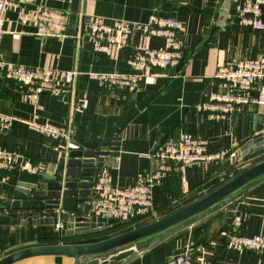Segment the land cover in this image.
<instances>
[{"label": "crops", "instance_id": "0c3cea01", "mask_svg": "<svg viewBox=\"0 0 264 264\" xmlns=\"http://www.w3.org/2000/svg\"><path fill=\"white\" fill-rule=\"evenodd\" d=\"M247 1L231 0L228 19L219 27L217 21L225 0H33L27 5L28 10H56L67 22L65 36L46 38H38L37 24L20 20L16 8H5L0 61L77 74L72 83L56 77L35 84L13 79L6 68L0 67V110L16 118L8 129H0V151L11 156L13 167L0 168V260L32 247L92 244L113 238L198 202L264 161V151L233 161L235 153L264 132V106H246L230 118L200 109L207 96L218 90L215 75L221 65L264 58V30L241 22V8ZM153 16L183 23V60L177 67L151 69L135 92L105 89L89 79L91 72L130 73L131 58L146 48H166L162 38L133 32L124 46H114L110 54L96 53L94 32L89 27L94 18L145 24ZM145 99L149 103L120 131L128 134L119 141L118 157L112 167L104 168L99 180L109 174L113 188L127 189L158 167L155 154L161 147L185 133L207 139L211 151L226 150L231 155L217 162L175 168L162 185L153 188L154 207L148 218L107 222L94 217V222L110 227L120 224L96 235L66 238L70 231L63 224L60 238L56 224L31 222L18 217L26 214L24 211L5 210L18 190L37 184L44 175H53L61 162L66 171L71 152L85 149L89 142L105 141V135L123 117L129 103ZM26 122L71 126L73 134L70 139L46 137ZM54 212L60 215L64 211L60 208ZM237 214L245 216L240 233L248 237L264 234V176L177 226L163 239L152 237L133 245V256L111 264H165L169 258L186 253L204 264H264L262 253L227 247L228 235L236 231L233 219ZM193 227L196 229L192 243L189 235L171 241ZM105 258L86 257L82 264H98ZM16 264L56 263L54 257H39ZM63 264L74 261L64 258Z\"/></svg>", "mask_w": 264, "mask_h": 264}, {"label": "built area", "instance_id": "2783aa9c", "mask_svg": "<svg viewBox=\"0 0 264 264\" xmlns=\"http://www.w3.org/2000/svg\"><path fill=\"white\" fill-rule=\"evenodd\" d=\"M33 0H0V42L3 38L2 13L7 6L18 10L19 19L37 24L38 38L65 36L67 22L62 13L52 9H27ZM264 0H248L241 8V22L256 30H264L262 10ZM89 27L93 30V49L96 53L110 54L113 47H122L130 34L140 32L148 37L165 40V49L146 48L141 54L129 60L130 73L91 72L89 79L97 81L105 89H123L135 92L141 88L151 69H172L183 60V47L180 34L183 23L179 20L153 16L149 23L129 22L118 19L94 18ZM108 38V41H107ZM8 75L16 80L44 84L56 77L67 83L74 81L76 72H61L54 69L32 68L0 61ZM218 90L213 91L201 104L202 112L214 116L232 117L246 106H264V58L243 60L221 65L215 75ZM16 118L6 116L0 110V129L6 130ZM33 130L51 138L70 139L71 126L57 127L48 123L26 122ZM231 155L229 151H211L209 141L185 133L177 141H171L155 154L158 167L151 173L142 175L137 183L127 189L112 187L109 174L94 186L90 199V211L94 217L107 222L139 221L148 218L153 212V188L162 185L169 174L178 168L194 163H211ZM11 156L0 151V168L12 170ZM245 221L243 214L233 219L236 231L228 235L227 247L235 250H252L264 254V234L248 237L240 233ZM63 230V223L56 224ZM165 264H204L194 261L189 253L169 258Z\"/></svg>", "mask_w": 264, "mask_h": 264}, {"label": "water", "instance_id": "95a60500", "mask_svg": "<svg viewBox=\"0 0 264 264\" xmlns=\"http://www.w3.org/2000/svg\"><path fill=\"white\" fill-rule=\"evenodd\" d=\"M230 3L231 0H225L223 3L217 26L222 27L227 21ZM149 101L145 99L139 103L130 102L123 117L105 135V141L89 142L85 145V149L71 152L66 171L65 163L61 162L59 169L53 175H44L37 184L18 190L5 210L24 211L26 214L18 217L31 222L39 220L40 224L52 226L61 221L70 231L66 232V238L96 235L119 227L120 224L110 227L92 220L94 218L90 211L92 189L99 181L101 171L106 167H112L114 158L118 157L119 141L128 134L127 131L125 133L120 131L127 127ZM263 151L264 132L254 136L235 153L233 161L247 159ZM262 176H264V161L239 174L198 202L155 222L97 243L27 248L5 256L0 260V264H16L39 257H54L56 264H63L64 258L73 260L74 264H82L83 258L102 255L109 256L98 264L123 262L135 254L136 248L133 245L152 237L163 239L169 231L211 209ZM60 208L64 211L60 215L54 212ZM195 229L196 227H193L171 241L189 235L192 243Z\"/></svg>", "mask_w": 264, "mask_h": 264}, {"label": "rangeland", "instance_id": "374dc122", "mask_svg": "<svg viewBox=\"0 0 264 264\" xmlns=\"http://www.w3.org/2000/svg\"><path fill=\"white\" fill-rule=\"evenodd\" d=\"M262 158H264V156L262 157ZM261 159V158H260ZM260 163V162H259ZM175 231V230H174ZM107 256H109V255H104V257H107ZM103 258V257H102ZM95 260V259H94Z\"/></svg>", "mask_w": 264, "mask_h": 264}]
</instances>
